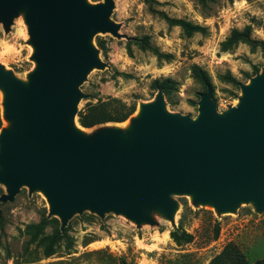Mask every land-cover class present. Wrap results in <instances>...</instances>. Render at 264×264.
Segmentation results:
<instances>
[{
	"label": "water",
	"instance_id": "95a60500",
	"mask_svg": "<svg viewBox=\"0 0 264 264\" xmlns=\"http://www.w3.org/2000/svg\"><path fill=\"white\" fill-rule=\"evenodd\" d=\"M113 0H0L7 26L24 8L35 61L27 83L0 64L4 91L0 128V182L12 201L21 186L45 196L48 215L62 230L74 212L88 208L150 221L155 207L172 219L173 194H190L219 212L241 202L264 208V66L239 84L235 106L217 113L210 89L194 118L171 113L157 89L126 133L104 130L87 138L74 126L79 86L102 63L91 40L97 31L117 35L109 21Z\"/></svg>",
	"mask_w": 264,
	"mask_h": 264
},
{
	"label": "rangeland",
	"instance_id": "374dc122",
	"mask_svg": "<svg viewBox=\"0 0 264 264\" xmlns=\"http://www.w3.org/2000/svg\"><path fill=\"white\" fill-rule=\"evenodd\" d=\"M158 12L204 30L186 36ZM24 14V8L19 9L7 26L0 20V64L26 82L35 61ZM109 21L118 26L117 35L94 34L91 44L102 66L92 67L79 86L83 96L77 112L108 99L134 104L135 112L161 88L153 81L168 78V95L163 93L166 110L194 118L200 95L209 88L215 109L222 114L238 102L239 84L248 83L264 66L259 47L224 45L231 29L246 25L253 38L264 40V0H113ZM96 40L103 41L104 49ZM195 67L207 73L210 85L195 78ZM226 72L238 83L223 80ZM0 120V128L10 124L1 116V102ZM122 123L98 124L83 134L90 138L104 130L126 133L129 129ZM74 124L79 125L77 113ZM2 194L6 188L0 182ZM171 199L176 203L171 220L155 207L147 210L150 221L140 222L113 211L99 215L83 208L72 213L61 230L58 216L48 215L42 192L21 186L12 201H0V264H208L227 243L235 244L248 261L264 258V208L257 210L244 201L234 210L219 212L194 202L190 194H173ZM175 229L190 233L192 240L177 245L170 237Z\"/></svg>",
	"mask_w": 264,
	"mask_h": 264
},
{
	"label": "trees",
	"instance_id": "16d2710c",
	"mask_svg": "<svg viewBox=\"0 0 264 264\" xmlns=\"http://www.w3.org/2000/svg\"><path fill=\"white\" fill-rule=\"evenodd\" d=\"M164 19L171 25L179 26L186 36H191L196 32L204 30L198 24L192 23L183 18H168L162 12H158ZM237 43H244L251 49L259 47L264 51V40H258L251 36V28L249 25L244 26L242 29L233 28L224 41L225 46L234 45ZM96 44L100 49H104L103 41L96 40ZM147 48L152 51L156 56L160 57L161 54L155 47L150 45ZM195 78L205 85H210L207 73L201 68H194ZM221 78L231 84H237L238 81L229 73L226 72ZM168 78L159 80L155 79L153 85L158 88L161 87L163 93L168 95ZM135 110L134 104L126 105L115 99H108L106 101H97L95 104H87L83 111L77 112V122L80 126L90 128L98 124L106 122H122L126 120ZM1 127V120H0ZM57 221L55 218H52ZM217 234V232H216ZM215 234V237L217 236ZM170 237L177 244L188 243L192 240V235L185 230L175 229L170 232ZM50 252H47L49 255ZM208 264H264V258H257L254 261H248L245 254L233 243H227L223 248L208 261Z\"/></svg>",
	"mask_w": 264,
	"mask_h": 264
},
{
	"label": "bare ground",
	"instance_id": "6f19581e",
	"mask_svg": "<svg viewBox=\"0 0 264 264\" xmlns=\"http://www.w3.org/2000/svg\"><path fill=\"white\" fill-rule=\"evenodd\" d=\"M27 81V80H26ZM25 82V81H24ZM27 83V82H26ZM3 99H4V91H3V89L0 87V102H1V116H2V118H4L3 117V113H4V106H3ZM140 114V107H138L137 109H136V111L133 113V116L134 117H137L138 115ZM132 118V117H131ZM127 120V119H126ZM123 121V126L125 127V128H130V123H129V121ZM111 123V122H110ZM113 123V122H112ZM118 123V122H117ZM120 123V122H119ZM76 124V123H75ZM74 124V126H75V128L78 130V131H81V132H84L85 130H86V128L85 127H82V126H80V125H75ZM79 124V123H78ZM108 124V123H107ZM110 125V124H109ZM113 126V125H112ZM119 126V125H118ZM108 129V128H107ZM113 129V128H112ZM116 129H118V128H116ZM206 205H208V203H205ZM175 215V214H174Z\"/></svg>",
	"mask_w": 264,
	"mask_h": 264
}]
</instances>
